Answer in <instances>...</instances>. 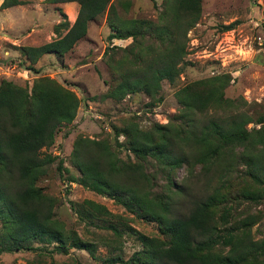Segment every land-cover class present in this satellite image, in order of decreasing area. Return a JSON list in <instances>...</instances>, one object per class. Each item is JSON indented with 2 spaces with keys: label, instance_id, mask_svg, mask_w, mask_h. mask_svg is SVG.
<instances>
[{
  "label": "trees",
  "instance_id": "16d2710c",
  "mask_svg": "<svg viewBox=\"0 0 264 264\" xmlns=\"http://www.w3.org/2000/svg\"><path fill=\"white\" fill-rule=\"evenodd\" d=\"M43 2H75V17L69 23L55 7L61 19L52 27L53 39L12 46L21 66L37 73L33 64L43 54L62 57L90 22L103 18L107 41L130 42L105 48L110 82L104 81L107 89L99 98L120 101L143 93L150 105L161 99V81L172 83L180 74L186 34L201 11V0H161L158 7L152 0L158 9L152 21L119 16L117 8L126 11L129 0ZM16 4L21 2L2 0L0 8ZM229 80V74L220 73L182 84L173 92L176 112L166 122L153 120L142 128L132 114L120 126H110L113 143L103 137L73 139L68 159L76 175L68 174L59 159L58 172L130 215L112 213L90 199L67 201L77 220L107 231L108 237L89 230L81 236L66 228L53 214L58 199L37 185L56 160L43 151L55 130L71 123L80 98L46 75L34 77L30 85L0 79V253L66 255L74 248L95 258L99 243L109 250L105 264H264V237L251 233L264 216V113L253 117L242 110L241 97H224ZM249 123L254 126L248 128ZM119 148L129 154L120 157ZM179 168L185 176L176 179ZM191 178L201 186L197 195L189 190ZM133 219L154 223L157 234L138 232L129 224ZM124 237L138 245L125 260L120 254Z\"/></svg>",
  "mask_w": 264,
  "mask_h": 264
},
{
  "label": "rangeland",
  "instance_id": "374dc122",
  "mask_svg": "<svg viewBox=\"0 0 264 264\" xmlns=\"http://www.w3.org/2000/svg\"><path fill=\"white\" fill-rule=\"evenodd\" d=\"M18 1L22 3L20 9H6L0 13V18L3 17L5 23L11 26L26 23L18 31L17 36L13 35V42L5 38L7 33L9 35L8 28L0 27V79L5 78L20 85H30L34 77L46 75L73 90L80 98L71 123L60 125L54 132L51 146L43 151L56 156V160L50 165L46 175L38 179L37 185L58 199V203L53 208L54 216L61 220L66 228L76 230L81 236L86 230L108 237L110 234L77 220L68 206V200L79 203L82 199H90L104 205L112 213L130 215L111 199L65 179L68 174L76 175V170L68 159L72 141L76 136L103 137L113 143L110 126H120L121 120L132 114H136L142 128L153 120L164 123L168 116L176 112L177 105L173 97L176 88L192 80L220 73H227L230 76L229 83L223 91L224 97L231 99L241 97L245 102L242 110L253 117L264 113V17L262 15L264 0H201L199 19L186 34L187 54L183 59L181 72L172 83L161 81L159 91L161 99L151 105L143 93L128 94L120 101L99 98L107 89L104 81L110 80V71L105 64L106 57L103 55L105 48L110 45L124 46L130 42L129 38L107 41L106 35L109 30L103 18L90 22L86 34L62 57L50 53L43 54L33 64L38 70L37 73L21 66V58L12 46L39 45L55 36L51 35L48 38L45 32L39 36L36 31V28L45 30L46 33L52 30L54 24L47 22L43 26V22L39 23L37 18L38 12L42 13L50 4L43 0ZM129 1L130 5L126 11L117 8L119 16L156 20L158 9L153 6L152 0ZM153 2L158 7L161 0H153ZM75 6L77 10V4ZM71 8L70 4L64 6L62 10L70 22L75 17ZM21 14L27 16L26 21H23ZM58 18L61 19L59 15ZM40 24L43 27L39 26ZM228 24L229 29H223V26ZM28 32L30 35L27 36ZM247 126L251 128L254 124L249 123ZM121 139V136L117 138L118 141ZM118 153L122 158L129 154L124 148H119ZM58 159L62 161V166L67 168L68 174L62 170L58 172L56 169ZM175 175L176 179L185 176L184 169H177ZM190 182L191 194L197 195L201 186L197 187V182L193 178ZM186 206L184 203L180 204L182 209ZM129 224L143 234H157L154 223L133 219ZM251 233L255 238L264 237V216L252 226ZM136 249H138L137 243L124 237L120 253L122 258L124 260L129 258ZM108 254L109 250L106 247L96 243L95 258L90 257L84 250L74 248H71L66 255L23 250L0 253V264H49L50 261L68 264H105L103 258Z\"/></svg>",
  "mask_w": 264,
  "mask_h": 264
},
{
  "label": "crops",
  "instance_id": "0c3cea01",
  "mask_svg": "<svg viewBox=\"0 0 264 264\" xmlns=\"http://www.w3.org/2000/svg\"><path fill=\"white\" fill-rule=\"evenodd\" d=\"M2 0H0V2H1ZM22 4V3H21ZM21 4H16V5H11V6H9V7H6V8H0V13H3L6 9H11V8H21L22 7V5ZM72 5V10H73V12H74V16H75V14H76V3H74V2H63V3H56V4H50V6H48V7H46V8H44L43 9V11H42V13L41 12H38V16H37V18H38V22L39 23H42V25L44 26V25H46L47 24V22H51V24H56L58 21H59V18H58V13H57V11L54 9V7H59L60 9H61V11L63 10V7L64 6H66V5ZM38 6H39V4H38ZM23 10L25 9V8H22ZM31 9H33V8H31ZM28 15V14H27ZM32 15V14H31ZM21 16H22V19H23V21H26L27 20V16L25 15H23V14H21ZM73 19H74V17H73ZM73 19H72V21H73ZM71 21V22H72ZM68 22L69 23H71L69 20H68ZM26 23L24 22L23 24H21V25H19V26H11L10 24H7V23H5V20H4V18L2 17V18H0V27L1 26H4V27H7L8 28V31H9V35H8V33L5 35V38L6 39H8V41H10V42H13L14 41V36H17V33H18V31H20V29H22V27L25 25ZM41 24L39 25V26H42ZM42 26V27H43ZM44 29V28H43ZM47 29V28H46ZM36 31H37V33H38V35L39 36H42L43 35V32H45V35H47V37L48 38H50V36L52 35V36H55L54 35V33H53V29L52 30H49L48 31V33H46V31L45 30H42V29H37L36 28ZM20 33V32H19ZM14 35V36H13ZM27 36L28 35H30V33L28 32L27 34H26ZM25 35V36H26ZM12 36V37H11ZM117 40H119L120 41V39H117Z\"/></svg>",
  "mask_w": 264,
  "mask_h": 264
}]
</instances>
